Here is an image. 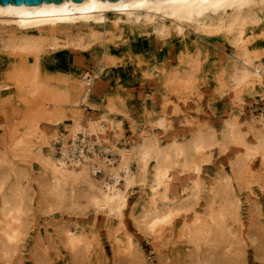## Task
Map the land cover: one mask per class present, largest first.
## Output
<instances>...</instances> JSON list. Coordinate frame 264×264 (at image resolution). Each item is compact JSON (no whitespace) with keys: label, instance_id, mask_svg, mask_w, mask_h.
Returning <instances> with one entry per match:
<instances>
[{"label":"bare ground","instance_id":"1","mask_svg":"<svg viewBox=\"0 0 264 264\" xmlns=\"http://www.w3.org/2000/svg\"><path fill=\"white\" fill-rule=\"evenodd\" d=\"M73 28L81 29L80 33L70 36ZM206 44L223 48L227 54L215 52L213 56L217 58L213 87L220 93L237 97L264 86V0L0 4V48L10 53L2 60L11 62L18 57L15 64L21 65L20 70L17 68L11 77L20 84L17 90L21 97L68 108L54 119L65 121L56 139L42 141V124L35 121L26 130H9L7 148L0 150V264L21 263L24 243L34 228L32 188L40 194L36 204L42 213L81 207L82 214L90 208L110 219L107 233L118 258L137 264L141 254L126 224L129 195L136 187L141 200L130 217L152 242L167 248L176 242L168 237L179 230L177 237L183 239L186 249L181 258L187 264H243L246 237L235 227L241 221L242 197L251 212L258 210L264 217L259 192L264 188V113L247 116L255 128L254 142L231 118L221 131L194 122L197 128L187 137L175 131L171 122L180 99L193 91L201 100L200 86L212 83L206 75L208 59L202 56L211 50ZM91 45L101 59L96 72L83 73L70 83L52 76L54 67L50 64L56 59L63 70L61 77L68 68L73 76L72 57L77 52L87 54ZM160 47L164 49L161 52L176 48L175 56H160ZM134 69L142 78H158V91L152 94L158 108L149 110L148 119L161 132L129 140L123 127L129 112L117 109L128 96L114 81H119L120 71ZM11 85L0 81V100L9 97ZM92 96L107 105L104 111L96 115L79 111ZM47 112L41 111L43 116ZM184 112L183 116H189ZM165 131L175 132L163 138L160 135ZM214 149L235 152L230 172L221 166V174L206 189L202 163ZM256 161L262 170L255 172ZM35 163L37 171L33 170ZM31 175L36 178L29 179ZM205 190V210L200 214L196 206ZM258 218L253 219V226ZM56 234L50 239L58 237L64 245V264H84L90 250L101 246L96 232L88 233L77 225L73 229L59 225ZM42 237L38 233L34 241L40 247L35 248V260L55 264V259L45 254ZM248 238L255 250H261L257 256L264 261V219ZM57 250L59 257L61 251Z\"/></svg>","mask_w":264,"mask_h":264},{"label":"rangeland","instance_id":"2","mask_svg":"<svg viewBox=\"0 0 264 264\" xmlns=\"http://www.w3.org/2000/svg\"><path fill=\"white\" fill-rule=\"evenodd\" d=\"M109 13V12H108ZM81 29L73 28L69 31L70 36H75L80 33ZM209 43V42H208ZM163 45L161 44V47ZM161 47L158 52L166 56H175L176 48L165 50L161 52ZM209 47V44H206V48ZM211 50L209 54L202 55L204 59H208L206 64L208 79L212 83L202 84L200 86V92L203 93V97L200 100L195 92L189 91L184 99H180L177 103L179 110L173 111L171 113L172 117V125L174 126L175 131H179L183 134V137L190 136L192 132L197 128L194 122H200L202 125L212 126L216 130L221 131L225 122L228 119H233L237 121L242 133L247 137L250 141L254 142L256 137L254 135L255 128H252L251 122L247 119V116L251 113L255 115H260L264 113V86L260 87L257 91L251 92H243L241 95L237 97H232L229 93H220L218 87H213V83L215 82V76L217 74L216 68H214V63L217 61V58H213L216 53L221 55H227L223 48L218 47H209ZM88 53L77 52L72 57L75 59V63L71 64L74 67L75 73L72 76L70 74V70L65 69L64 76L61 77L62 69L58 64V59L55 62H52L50 65L54 67V69L50 70V73L54 71L52 76H56L57 80L67 81L70 83L73 80H76L79 75L88 72H96L98 67L101 64V59L99 52L96 47L91 45L87 49ZM10 53H5L0 48V81L12 82L10 87V91L6 99L0 100V150L2 148H7V144H5V139L8 137L9 130L17 129V130H26V128L31 126L35 121H40L43 127V136L41 140L47 139H56L59 137V134L64 130L65 121H54L56 117H61L68 108H56L55 106L45 105L42 101H36L32 97L24 98L21 97L20 92H18L17 87L20 85L14 79V76L11 75L16 71L20 70L21 65H16L17 58L12 59L11 62L2 60V58H6ZM209 55V57H208ZM147 58H150V56ZM166 58V57H165ZM19 60H22L19 59ZM25 60V57H23ZM15 66V67H14ZM215 69V70H214ZM137 69L129 70L126 73L120 71L118 78L119 81H114L115 84L119 83L121 86V91L125 93V103L124 105L119 106L118 110H125L129 112L128 116H125L124 120V136L126 139L137 140L140 135H151L153 132H161V130H155L152 127L148 119L149 110H152L153 106L158 108V104L154 103L156 91H158V80L157 77L154 78H142L139 74L134 73ZM64 79V80H63ZM48 85L45 84V88ZM217 89V90H216ZM197 90V89H196ZM105 93L102 92V96ZM41 94L39 95V97ZM231 96V97H230ZM153 100V101H151ZM105 105L102 101L98 100L96 97H90L86 102L83 108H79V111L86 110L89 113L96 115L100 112H103ZM43 109H47V114L45 116L42 115L41 111ZM182 111L184 113H188L189 116H183ZM68 112V110H67ZM69 116V114L67 113ZM119 117H122V113H118ZM128 117V118H126ZM46 118H50V121H47ZM190 119V123H187V120ZM172 131V132H175ZM171 132V133H172ZM169 131H165L161 133V137H169L171 135ZM58 141V140H56ZM43 148L48 149L46 145H43ZM60 148V147H58ZM58 152H61V149H58ZM235 150L231 149V151L224 153L220 149H214L206 159L202 163L203 169V178L208 185L213 184L215 177H219L221 174L220 167L223 166L225 171L230 172V163L231 157L234 154ZM37 164L35 163L34 171H37ZM71 168L74 169V166L71 165ZM262 170L260 167V162L256 161V166L253 171ZM37 175V174H35ZM35 175H31L29 179L36 178ZM206 191L203 193V198L200 199L199 204L196 206L197 211L202 214L205 210V196ZM132 193L129 195V208L127 209V226L131 230L136 243L138 245V249L140 251L141 257L136 262L137 264H187L184 261L185 258H181L186 254L184 244L182 243V238H178L176 234L168 237L170 241H175V243L168 244V247L161 246L157 242H152L151 238L145 236L141 233L135 224L133 223L130 213L136 205H139L140 202V189L138 187L134 188ZM261 213H264V188H261ZM40 194L36 188L30 189V197L35 201H31L30 208L31 219L34 228L31 230V237L28 242L24 243L22 249V258L20 264H38L35 260V248L38 247L34 241L37 240V234L41 233L43 244L46 245L47 251L45 254H49L48 256L51 259H55V264H64L66 256V251L64 252V245L61 244L57 238L50 239V236H56L57 234V226L59 225H67L71 229L76 225L87 231L88 233L96 232L100 238L101 246L94 247L90 250L89 259L84 264H129L126 260L122 258H118L119 255L117 253V249L113 247L110 238L108 237L107 229L109 228L110 219H104V216L94 211L93 209H86V214H82L83 209L80 208H65L64 211H55L53 213H42L37 209L38 199ZM241 202V221L235 224L237 232H240L241 229L243 232V236L246 237L244 244V253H243V264H264V261L259 259V254L261 250H255L252 242L248 238V234L256 231L258 229V223L260 224V220L262 221L264 217L259 215V211L251 212L249 209V204L247 199L243 196ZM140 208V206L138 207ZM258 211V212H257ZM259 215V221H257V225L253 226L252 221L254 218H251L252 215ZM255 218V219H256ZM254 219V220H255ZM56 223V225H53ZM241 223L243 224L241 226ZM39 229V230H38ZM48 230V233H46ZM167 238V237H166ZM168 238L165 240L167 241ZM56 241L55 245L59 246V250L61 251V255L58 257L57 249L53 244V241ZM58 242V244H57ZM190 251V250H189ZM188 251V252H189ZM258 255V256H257ZM57 257V258H56ZM68 262V260L66 261Z\"/></svg>","mask_w":264,"mask_h":264},{"label":"water","instance_id":"3","mask_svg":"<svg viewBox=\"0 0 264 264\" xmlns=\"http://www.w3.org/2000/svg\"><path fill=\"white\" fill-rule=\"evenodd\" d=\"M62 1L63 0H0V4H2L4 7H7L8 5L20 7V6H37L46 3L58 4ZM72 1L76 3H81L83 0H72ZM107 1H118V0H107Z\"/></svg>","mask_w":264,"mask_h":264}]
</instances>
